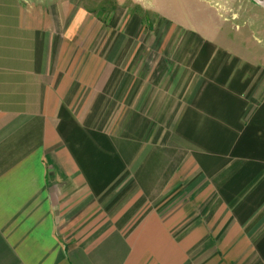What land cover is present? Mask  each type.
<instances>
[{"label": "crops", "instance_id": "1", "mask_svg": "<svg viewBox=\"0 0 264 264\" xmlns=\"http://www.w3.org/2000/svg\"><path fill=\"white\" fill-rule=\"evenodd\" d=\"M95 1L0 0V264H264V0Z\"/></svg>", "mask_w": 264, "mask_h": 264}, {"label": "rangeland", "instance_id": "2", "mask_svg": "<svg viewBox=\"0 0 264 264\" xmlns=\"http://www.w3.org/2000/svg\"><path fill=\"white\" fill-rule=\"evenodd\" d=\"M76 1L77 0H73L74 3ZM209 1L212 4H215L217 6L219 13H222L224 16H230L232 13L235 12V11L232 12L233 5L231 6L227 5L229 4V2H232L233 0H209ZM139 2H143V0H96L95 3L92 4V6L96 7V10L99 12L102 10V8L106 7L107 12L105 11L102 17L106 16V19H108L107 23L114 24L120 21V19L121 20L128 19L130 13L134 15L135 8L140 7V5L138 6ZM146 5L151 6V8H153V10L155 11H165V12L170 11L173 17L179 19L182 18L186 19L187 17H189L187 14H185L186 11H188L187 9L189 8L192 9V16L197 18L198 20H199L200 12H202L203 17H205V13H203L204 10L202 8L200 9L199 0H146ZM247 5L248 4H246L244 1L241 4H239L238 7L240 6L241 9V6H244L245 9ZM85 6L91 7V3H89V0H85ZM225 10H227V13H223ZM126 11L127 14L122 16L123 13H125Z\"/></svg>", "mask_w": 264, "mask_h": 264}]
</instances>
